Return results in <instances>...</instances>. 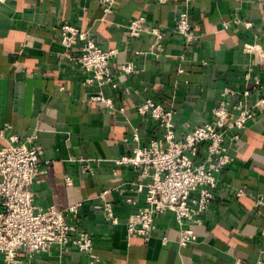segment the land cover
Here are the masks:
<instances>
[{
  "label": "crops",
  "instance_id": "0c3cea01",
  "mask_svg": "<svg viewBox=\"0 0 264 264\" xmlns=\"http://www.w3.org/2000/svg\"><path fill=\"white\" fill-rule=\"evenodd\" d=\"M184 10L190 14L192 42L175 30ZM141 15L164 29L159 56L155 37L130 32L131 20ZM66 21L95 34L102 48L116 50L110 61L116 86L86 82L90 74L61 44L60 25ZM247 44L264 48V0H115L109 13L99 0H0V147L12 134L38 133L42 155L31 185L35 202L64 211L79 231L92 235L100 264L264 263V204H256L264 201V109L244 129L228 131L234 161L218 174L210 208L192 223L194 244H179L180 226L172 212L155 215L150 240L128 234L129 218L146 201L139 185L149 178L117 163L137 145L131 140L135 130L141 145L162 137L159 123L138 111L147 98L174 112L178 137L211 120L223 99L234 114L242 100L253 106L260 93L244 81L251 57L244 51ZM128 62L134 70L127 73L122 66ZM255 73L264 82V69L256 67ZM228 88L233 93H226ZM245 89L253 90L250 98L243 96ZM96 95L112 104L94 100ZM82 158L94 159L92 173L82 172ZM104 190L120 219L117 225L101 211ZM78 202L80 213L73 217L67 208ZM19 256L35 264H90L85 252L58 246L33 257L21 249Z\"/></svg>",
  "mask_w": 264,
  "mask_h": 264
},
{
  "label": "built area",
  "instance_id": "2783aa9c",
  "mask_svg": "<svg viewBox=\"0 0 264 264\" xmlns=\"http://www.w3.org/2000/svg\"><path fill=\"white\" fill-rule=\"evenodd\" d=\"M184 1L189 3L194 0ZM99 3L105 12H113L115 0H99ZM245 24L248 27L253 25L250 21ZM129 29L133 36L148 32L156 39V55L164 52L162 26H151L146 17L141 15L131 20ZM60 30L61 44L68 58L90 74L86 82L116 86L110 70V61L116 50L102 48L95 34L67 21L60 25ZM175 30L187 42L194 40L188 11L180 12ZM74 50H78V53L74 54ZM244 51L251 55L244 81L246 84L253 83L255 92H259L260 96L251 107H247L243 100L235 105L238 114L230 111L229 101L223 99L213 107L211 120L189 129L183 137H178L172 110L152 98H147L138 106L140 114L149 115L159 123L162 137L141 145L140 132L135 130L131 140L137 145L130 154L122 155L117 160L118 164L141 170V174L149 178L147 184L139 185V191L146 190V201L129 218L128 234L140 235L148 241L157 229L155 215L172 212L180 226L179 244L185 247L197 241L198 236L192 223L198 222L210 208L215 198L218 174L234 161L230 146L226 144L228 131L244 129L257 112L264 109V82L255 73L256 67L264 69V48L257 44H247ZM122 70L132 72L133 62L124 64ZM225 92L233 93V90L228 88ZM242 94L250 98L253 90L245 89ZM93 99L112 104L110 99L101 95L93 96ZM1 136L4 134L1 133ZM38 137L36 131L27 136L15 133L7 137V143L0 147V254L4 264H35L24 261L19 251L24 249L33 257L36 252L48 251L53 246L61 249L75 248L89 255L90 264H100L101 258L94 253L92 235L79 231L77 224L67 220L64 211L55 206L44 209L35 202L36 194L31 185L40 172L42 155ZM232 138L239 139V133H235ZM197 158L201 160L199 163L196 162ZM80 161L83 173L94 171L93 158H82ZM107 192L104 190L100 194L101 211L106 221L117 225L120 219L114 213L113 205L105 199ZM237 194L241 196L244 191L240 190ZM256 204L263 205L264 201L257 200ZM81 206V202L72 204L67 212L77 217ZM262 233L264 235V229ZM163 240L167 241V237H163Z\"/></svg>",
  "mask_w": 264,
  "mask_h": 264
}]
</instances>
